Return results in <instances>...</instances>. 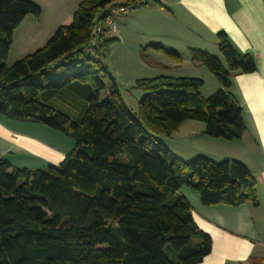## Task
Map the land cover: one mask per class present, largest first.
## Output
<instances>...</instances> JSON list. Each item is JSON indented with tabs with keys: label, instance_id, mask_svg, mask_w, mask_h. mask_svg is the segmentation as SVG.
<instances>
[{
	"label": "trees",
	"instance_id": "1",
	"mask_svg": "<svg viewBox=\"0 0 264 264\" xmlns=\"http://www.w3.org/2000/svg\"><path fill=\"white\" fill-rule=\"evenodd\" d=\"M149 4L162 5L82 0L69 26L9 67L15 31L42 10L31 0H0V118L38 123L75 142L59 166L45 170L0 159V264H201L212 240L198 228L181 190L197 193L204 206L259 205L256 180L241 162L204 156L185 162L160 140L187 121L205 124L208 138L241 140L247 127L231 79L257 71L252 55L220 33L224 62L188 52L220 84L213 95L202 94L199 78L140 79L135 85L144 95L133 113L100 58L113 40L104 34L97 57L86 53L108 7ZM151 48L183 60L176 51Z\"/></svg>",
	"mask_w": 264,
	"mask_h": 264
},
{
	"label": "crops",
	"instance_id": "2",
	"mask_svg": "<svg viewBox=\"0 0 264 264\" xmlns=\"http://www.w3.org/2000/svg\"><path fill=\"white\" fill-rule=\"evenodd\" d=\"M31 1L43 6L42 9L51 8L52 1L58 2L60 9L64 8L65 11L59 16L57 26L66 24L71 18L66 17V12L77 10L81 2ZM161 3V6H137L127 16H121L116 35L122 44L127 45L128 52L135 55L144 47L151 46L182 53L183 60L177 63L152 48L151 54L159 60L160 70L156 76L173 77L175 75L167 74L185 68L183 71L189 74L173 78H203V73L208 72L203 70L201 64L190 61L189 49L205 51L221 59L217 38L220 33H225L241 53L250 54L257 61L255 73L234 75L231 79V93L243 109L247 127L241 140L208 138L204 135L205 124L187 121L175 135L168 138L172 145L168 146L162 141L182 160L204 156L215 162L238 161L249 169L256 180L257 207L250 203L239 207L204 206L199 195L186 188L181 190V195L191 204L198 228L212 240V251L201 264H264V2L161 0ZM30 17L25 18L13 35L10 49L13 56L10 55L7 65L24 58V51L31 53L43 46L44 33L41 41H37L29 38V24L23 30L26 19L30 21ZM53 28L48 30L52 35L50 30ZM20 31L21 37L17 38ZM219 88L217 83L213 90ZM202 94L205 95L204 92ZM37 124L0 118V159L8 160L18 169L45 170L50 166H59L75 148L74 143ZM177 136H180L179 140L173 138ZM177 142H180L182 151Z\"/></svg>",
	"mask_w": 264,
	"mask_h": 264
},
{
	"label": "rangeland",
	"instance_id": "3",
	"mask_svg": "<svg viewBox=\"0 0 264 264\" xmlns=\"http://www.w3.org/2000/svg\"><path fill=\"white\" fill-rule=\"evenodd\" d=\"M40 1H43V0H40ZM35 4L39 5L36 2H35ZM59 6H60V4L58 2L53 3V1H52L51 2V8L42 9L43 6L42 7L40 6L41 10H42L40 17L30 15L31 16L30 21H29V19H26V21L24 23V29L23 30L26 29V25H28V24L30 25V31H29L30 40H37V41L40 40L41 41V38H43V33H44V40L45 41H44L43 46H42V47H44L46 45V43L48 42V40L54 35V33L60 27H67L72 23V19H73V16H74V13L76 12V10L69 12L68 14L66 12V14H65L66 17H71V18H68L67 23L64 24L63 26H57L58 25L57 23H59V21H58L59 16L61 14H64V11H65L64 8L60 9ZM121 19L122 18L119 17V18H116V21H115L118 29L120 27L119 21ZM50 27H52V28L56 27V28H53L50 30V31H52L53 35L50 34V32H48ZM20 37H21V31H20L19 35H17V38H20ZM107 38L109 40H113V41L110 44V46L107 48V50H104L102 52V55L100 58H101L102 62L108 67V69L112 75V78H113L114 82L118 85V88H119L127 106L131 109V111L133 113H136L138 111L139 101L143 97L144 93H142L140 90L137 89L135 83L138 79H152L151 77H153V78L158 77L156 75H158L159 70H160L158 68L159 65L157 62L159 60H157L156 57H154L151 54V51H153L154 49H152L150 47H144L142 50H140L135 55L133 53L128 52L127 45L122 44L116 36L111 35ZM22 39H23V36H22ZM20 41H22V40H20ZM39 49H37V50H39ZM144 49L146 50V52H147L146 54L148 55V62H145L141 56ZM37 50H34L31 53H27V52L25 53V51H24L23 55H25L24 57H26L30 54H33ZM27 51H29V50H27ZM160 54H162L165 58H167L163 53H160ZM179 54L182 55V53H179ZM10 55L13 56V53L9 52V56H8L7 61H9ZM168 59H170V58H168ZM221 59H223V58L221 57ZM171 60H173V59H171ZM7 61H6V64H7ZM190 61H191V59H190ZM15 62H11L12 64L7 65V66L10 67ZM183 70H185V68L180 69V70H176V71L174 70V73H169L167 75H171V76L175 75L173 77H179L177 75H186V74L190 73L188 71L185 72ZM203 70H205V72H208V73H206L208 75L203 73V78H202V76H200L201 77L200 79L204 82V85H203L201 91L204 92L205 95H207V96L204 95L205 97H210L211 95H213L217 91V90L214 91L213 89L215 87V84L218 83V81L215 78V76L205 66H203ZM184 73H186V74H184ZM187 77H189V76H187ZM112 78L107 77L104 80L105 84L108 85L109 87H111L113 84ZM189 78H193V77H189ZM103 96H105V94ZM37 125H40V124H37ZM40 126H43V125H40ZM43 127H44V129H48V130L50 129V131L53 130V129L48 128L46 126H43ZM53 131L56 132L55 134H57L61 138H65L67 141L70 140V142H73L75 145L74 140L71 139L70 137H68L67 135H64L63 133H60V132L55 131V130H53ZM173 138L179 140L180 136L173 137ZM160 140H164V142L168 146L172 145L167 141V140H169L168 138H161ZM195 142L200 143V141H195ZM177 144H178V147H180L181 151H182L183 149H182V146L180 145V142H177ZM184 159H188V158H184ZM194 159L195 158H193V159L191 158V160L188 159L185 162H190V161H193Z\"/></svg>",
	"mask_w": 264,
	"mask_h": 264
},
{
	"label": "built area",
	"instance_id": "4",
	"mask_svg": "<svg viewBox=\"0 0 264 264\" xmlns=\"http://www.w3.org/2000/svg\"><path fill=\"white\" fill-rule=\"evenodd\" d=\"M132 9L124 6H110L106 9L107 16H104L102 21L97 22L94 32L93 39L86 49V53L92 57H97V50L100 47V39L104 34L109 36H116L118 34V27L115 23L116 18L121 16H127L130 14ZM103 14L100 15L102 17Z\"/></svg>",
	"mask_w": 264,
	"mask_h": 264
}]
</instances>
